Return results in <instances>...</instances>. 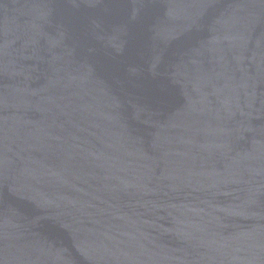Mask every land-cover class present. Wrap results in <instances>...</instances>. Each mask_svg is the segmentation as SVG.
<instances>
[{"label":"water","instance_id":"obj_1","mask_svg":"<svg viewBox=\"0 0 264 264\" xmlns=\"http://www.w3.org/2000/svg\"><path fill=\"white\" fill-rule=\"evenodd\" d=\"M0 264H264V0H0Z\"/></svg>","mask_w":264,"mask_h":264}]
</instances>
